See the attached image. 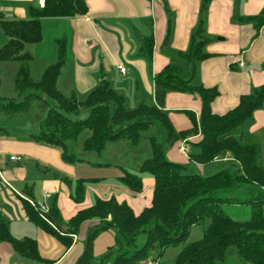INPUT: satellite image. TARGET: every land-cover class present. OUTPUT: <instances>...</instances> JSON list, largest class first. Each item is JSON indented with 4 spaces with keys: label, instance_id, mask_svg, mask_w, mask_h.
Instances as JSON below:
<instances>
[{
    "label": "trees",
    "instance_id": "16d2710c",
    "mask_svg": "<svg viewBox=\"0 0 264 264\" xmlns=\"http://www.w3.org/2000/svg\"><path fill=\"white\" fill-rule=\"evenodd\" d=\"M44 8L31 7L30 19H5L0 12V25L8 42L0 48L1 65L4 62L19 63L15 78V91L26 94L21 102L0 101V112L20 115L34 114L39 133L33 135L36 142L61 147L69 162L79 158L68 152V143L78 139L86 130L90 131L83 142L86 152L101 155L111 143L126 141L137 146L150 133L152 155L141 165V171L153 175L155 186L152 202L142 212L136 213L127 202L115 197L98 198L93 206L79 211L66 222L56 201H51L48 221L25 201L29 220L45 232L61 239L65 250L73 245L84 225H88L84 250L76 264H91L96 238L105 231L116 236V259L112 264H140L150 258L156 264H219L228 258L230 247L238 250L242 263L264 264V166L261 144L249 139L244 143L242 133L246 121L264 106V85L255 87L241 96L238 105L223 115L213 113L212 103L220 95L217 87L196 86L183 75L175 61H171L156 77L155 97L157 104L140 102L135 107L128 105L127 98L116 91L107 80L81 98L77 93L66 96L58 88V79L67 60V43L58 40L57 61L49 65L40 80L31 76L34 55L27 49L29 44L43 40V18H75L89 12L85 0H45ZM203 6V13L206 12ZM242 23L257 26V33L264 26V13L254 17H243ZM208 44L203 22L192 37L190 48L180 56L191 64L210 57L205 48ZM149 46V45H148ZM170 92H179L201 98L203 108L199 120L192 118V128L177 132L164 111ZM48 98L51 100L49 101ZM88 113L82 121L72 116ZM157 127L167 133L172 146L192 136L201 135L196 143L199 153L189 154L190 160L201 166L215 160L232 157L240 168H226L212 176L204 177L191 172L186 164L169 161L163 144L157 137ZM120 182L133 193H142V178L120 167ZM86 186L79 180L75 194L77 203L85 200ZM241 195L242 197H239ZM245 196V197H244ZM252 206V216L239 221L228 216L224 205ZM205 225L200 239L188 242L192 229ZM0 243H9L19 255L38 264L55 263L45 259L36 240L15 239L8 222L0 221ZM113 249V248H112ZM179 250L167 260L170 250ZM113 251L110 250L108 256ZM166 258V259H165Z\"/></svg>",
    "mask_w": 264,
    "mask_h": 264
},
{
    "label": "crops",
    "instance_id": "0c3cea01",
    "mask_svg": "<svg viewBox=\"0 0 264 264\" xmlns=\"http://www.w3.org/2000/svg\"><path fill=\"white\" fill-rule=\"evenodd\" d=\"M85 1L89 7L86 16L42 19L43 40L27 46L34 55L31 63L33 80L34 74H38L35 73L37 66L42 68V77L45 69L57 61L58 40L65 39L67 60L58 79V88L65 95L77 93L81 98L86 97L102 80H107L127 101L134 99L129 105L131 107L145 100L149 104H157L156 77L171 61L177 63L193 85L219 89L220 95L212 103L213 113L218 115L235 108L241 96L253 88L264 85V26L257 33L256 25L242 23L243 17L264 13V0ZM204 5L207 8L205 13ZM31 7L40 8L39 0H0V12L8 20L30 19ZM202 22L208 40L205 50L210 57L193 65L180 54L190 48L192 37ZM0 39L4 44L8 42V37ZM9 63L14 65L12 67L17 74L19 63ZM120 65L126 68L125 74L120 71ZM202 108L201 98L170 92L164 111L174 129L183 132L192 128L193 116L199 120ZM13 127L0 130V221L9 223L15 239L36 240L42 256L56 260L52 264L76 263L83 252L79 236L74 237L68 250H65L61 239L64 246L54 239V235L44 232L43 236L38 226L29 220L25 201H41L46 192L50 193L51 201L57 202L66 222L79 211L93 206L98 198L129 199L130 202H125L131 204L138 211L136 213L151 205L153 180L142 193L131 192L119 180L120 167L129 170L121 159L106 163L81 162V159L78 163L69 162L61 147L33 139L39 131L35 132L30 120ZM245 128L241 133L245 141L264 131V106L252 120L245 122ZM200 138L201 135H197L186 139L189 154L200 152L199 147L189 143L192 140L197 143ZM183 141L172 147L170 158L173 162L186 164L189 170L201 172L206 165L193 163L189 154L183 155L179 151ZM128 143H111L101 155L112 149L118 159L116 149L131 147ZM259 143L264 155V147ZM11 156L22 160L11 161ZM219 162H230L229 168H240V164L230 156L212 163ZM79 180H84L86 186L82 203H77L72 197ZM48 235L53 236L52 240ZM40 243L50 248H41ZM170 252L166 255L167 260L177 253L170 255ZM25 259L14 251L11 244L0 243V264H23ZM227 259L219 264H249L239 261L236 253L232 260ZM140 264H145V261Z\"/></svg>",
    "mask_w": 264,
    "mask_h": 264
},
{
    "label": "rangeland",
    "instance_id": "374dc122",
    "mask_svg": "<svg viewBox=\"0 0 264 264\" xmlns=\"http://www.w3.org/2000/svg\"><path fill=\"white\" fill-rule=\"evenodd\" d=\"M0 38H4L5 40L7 38L1 26H0ZM2 43L3 42L0 39V48H2L6 44V42H5V44L4 43L2 44ZM7 63L10 64L9 62H7ZM8 64L1 67L2 84H1V88H0V101L3 103H7V102H11V101L18 103V102L23 101L25 99L26 95H28L30 93V91H28L26 94H23V95L18 94L15 91V78H16L17 74L14 70V67H12L14 65H8ZM41 69H42L41 67L37 66L35 73H38V74H34V76H33L35 78L34 79L35 81H38L41 79V76H40L41 75L40 74ZM66 96H71V94H69V95L66 94ZM82 98H84V97H82ZM48 100L51 101L49 98H48ZM131 101L133 102L134 99L130 98V100H128V105L131 104ZM145 101L147 103H149L147 100H145ZM87 117H88V113H86V112L82 113L80 116H72L73 120H75V121H82V120H85ZM26 120L31 121L33 129L35 128L34 129L35 132L39 131V128H38L34 114L20 115L17 113L7 114L4 112H0V130L3 127H13L14 124H23V123H25ZM24 126H25V124H24ZM244 128H245V123L243 125V129ZM157 129H158L157 137L159 138V141L163 144V146L165 148L167 158L169 161L173 162L172 158H170V155H169V152L172 150L173 146L168 143L167 133L161 127H157ZM245 129H247V127ZM234 134L237 135L238 137H241V133H239V132H236ZM89 135H90V131L86 130L78 139L70 141L68 143L69 144L68 152L75 154L77 156V158L82 160L81 162L90 160V161H94V162L106 163V161H119V159H121L122 163L128 167L129 171H132V172L138 174L142 178V180L144 182V188L147 187L150 184V181H152V180L155 184V180H154L153 175L148 173V172H143L140 169L142 163L146 159L150 158L152 155L151 143L149 142V139H148L150 133H148V132L145 133V138L141 141V143L138 146H132L131 145V147H129V148H121V147L117 148L116 152L118 154L116 156H119L118 159L115 157V152L114 151L112 152V149H109L110 152L108 151L107 153H104V155H97L96 153L84 151L83 142H84L85 138ZM253 139L254 140L258 139L257 141L261 142L263 147H264V131L258 133L257 137L253 138ZM243 141H244V143H246L245 140H243ZM107 148H108V146H107ZM189 153H190V151H189ZM193 153H195V152H191V154H193ZM175 163H177V162H175ZM261 163L264 166V155L262 157ZM229 164H230V162H219V163H212V164L210 163L209 165H206L201 170V172L200 171L198 172V169H195V170L190 169V171H192L193 173L202 175L204 177H209V176H212V175H214L220 171L225 170L226 168H229ZM235 168L238 169L237 167H235ZM71 178L75 179V176H73V177L71 176ZM238 196L242 197L241 195H238ZM118 200L124 201V202L125 201L130 202L129 199H124V198H119ZM223 210L225 211V213L228 216H230L231 218H233L235 220H239V221L248 220L252 216V206L250 204H247V205H230V204L224 205ZM135 212H138V211L135 209ZM205 227H206L205 225H198V226L194 227L192 229V232H191V235L189 237L188 242H193V241L200 239L204 233ZM37 228H39L41 230L40 233L44 236L45 235L44 229L41 228L40 226H38ZM87 233H88V227H87V225H84L81 232H80L79 240H78V242L80 244H82L83 250H84V241L87 237ZM48 236L52 240L53 236H51V235H48ZM54 239L61 246H64L63 242L60 239H58L55 236H54ZM40 245H41V248H50V247H46L42 243H40ZM115 245H116V236L113 232L105 231V232L101 233L96 238L95 243H94V254H93V260H92L91 264H112L114 262V260L116 259V255H117L116 249H114ZM230 248L231 249L229 250L228 259H227L228 261L232 260V255L234 253H236L238 255V250L236 249L235 246H232ZM110 250L113 251V254L111 256H108V253ZM178 252H179V250L173 249V250H171L170 255L175 254V253H176L175 255H177ZM82 253H81V255H82ZM81 255L76 260V263L79 260V258L81 257ZM44 258L47 259L48 257L44 256ZM48 260H49V258H48ZM148 261L152 262L153 264H156V261H153L152 258L145 261V264H147ZM23 264H38V263L33 261V260H30V259H25ZM43 264H47V263H43Z\"/></svg>",
    "mask_w": 264,
    "mask_h": 264
},
{
    "label": "built area",
    "instance_id": "2783aa9c",
    "mask_svg": "<svg viewBox=\"0 0 264 264\" xmlns=\"http://www.w3.org/2000/svg\"><path fill=\"white\" fill-rule=\"evenodd\" d=\"M45 0H39V6L41 8L45 7ZM119 69L122 73H126V68L123 65L119 66ZM188 141L184 140L180 147H179V151L183 154V155H188L189 154V147H188ZM11 161L14 162H19L22 160L21 157H17V156H11L10 158ZM51 194L46 192L43 196V199L41 201H34V200H29V204L34 208V210L41 216V218H43L44 220L48 221L46 215L50 212V203H51ZM147 264H153L152 262H148Z\"/></svg>",
    "mask_w": 264,
    "mask_h": 264
}]
</instances>
